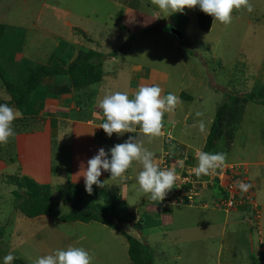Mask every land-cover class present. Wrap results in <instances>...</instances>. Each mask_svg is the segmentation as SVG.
Segmentation results:
<instances>
[{"label":"rangeland","instance_id":"374dc122","mask_svg":"<svg viewBox=\"0 0 264 264\" xmlns=\"http://www.w3.org/2000/svg\"><path fill=\"white\" fill-rule=\"evenodd\" d=\"M250 3L252 12L234 10L230 24H213L212 20L209 30L198 27L194 8L165 16L151 0H0V22L6 25L4 36L20 38L21 50L15 51L16 48L14 54L24 55L28 60L26 65L47 64L54 56L67 53L74 56L82 49L92 48L104 53L100 79L69 94L82 103L81 114L95 119H99V114L103 116L97 101L105 94L121 91L131 95L130 88L135 85L132 81L134 64L168 69V90L177 89L181 84L184 95L194 96L192 103L184 100L189 123L174 125L171 131L202 148L207 143L219 104H223L230 93H249L257 85H264V0H250ZM172 26L181 28L183 40L171 32ZM129 27L130 31L125 30ZM110 53L114 55L112 59ZM0 97H8L1 85ZM44 108L46 110V105ZM197 112L202 115L196 116ZM35 119L36 123L41 122L40 118ZM201 122L203 131L199 128ZM53 124L60 128L54 137L50 129L31 125L26 132L28 135L19 137L20 133H15L7 144H0V264L9 252L16 257L12 264H32L36 258L69 245L88 250L93 256L92 264H131L127 240L117 230L97 221L86 223L57 218L69 209L68 185H83L82 201H86L89 194L85 193L84 177L79 176L80 173L75 176L80 183L70 179V156L73 158L74 151L72 127L70 132L65 122L60 124L53 119ZM171 131L163 135L174 139ZM224 134V131L223 135L215 134L213 146L205 151L224 153L225 163L239 164L238 170L243 173L247 169L249 177L255 181L249 193L258 205L257 221L251 216L254 210L251 207L245 213L249 214L251 222L241 217L244 214L233 211L230 214L240 217L224 223L225 210L213 207L211 198L206 197V191L212 190L221 195L218 188L211 186L201 192L208 210L185 201L182 206H174L170 223L164 219L159 222L155 213L145 210L151 199L139 190L136 176L142 166L138 162L127 170L126 178L113 179L102 170L99 179L106 182L105 186L93 185L97 191L105 189L115 194L110 198H115L123 220L115 218L113 222L147 244L150 264L259 263L258 252L264 249V105L252 101L246 104L228 147ZM95 139L104 141L105 133L96 134ZM156 141L154 138L144 147L160 151L154 148ZM11 157L16 162H11ZM130 172L131 179L128 178ZM16 174L51 186L55 202L52 215L25 217L20 214L9 181V175ZM100 198L99 195L98 200ZM140 217L142 230L134 227V221ZM202 218H207V222ZM248 226L252 228L250 233Z\"/></svg>","mask_w":264,"mask_h":264},{"label":"trees","instance_id":"16d2710c","mask_svg":"<svg viewBox=\"0 0 264 264\" xmlns=\"http://www.w3.org/2000/svg\"><path fill=\"white\" fill-rule=\"evenodd\" d=\"M194 12L197 16L198 27L201 30H209L213 18L202 12L198 7L194 8ZM179 30L181 33V38L179 40L181 41L184 37L181 28H179ZM5 31L6 25L0 22V85L4 89V92L8 94L6 99L0 97V104L7 103L9 106L22 113V118H17L13 122L15 133L21 134L29 132V126L31 125H37V129H40L38 125L43 127V118H40L41 122L37 120L36 123L35 116L29 113L40 94H44L46 97L50 98H57L62 95L77 93L76 91L98 81L101 77L102 72L100 67L102 65V56L104 53L102 54L92 48L82 49L78 50L77 54L74 56L71 53L64 54L60 57L54 56V60L47 64L33 63L32 65H26L28 60L24 58V55L14 54L16 48L15 51H19L22 47L19 40L20 38L18 36H4ZM19 45H21V47ZM110 55L113 56L111 53ZM181 95L182 97H191L188 94L184 95L182 93ZM226 98L223 104H219L216 111L213 125L206 139V150H209L211 145L213 146L212 140L215 134L219 133L223 135V131L226 134V136L224 134L226 139L225 145L227 147L231 145L234 138L235 127L241 121L246 104L252 101L264 105V85H257L249 93H242L240 95L230 93ZM74 100L75 104L83 108L81 105L82 103L77 102V98H74ZM168 158L169 156L167 154L166 161H168ZM9 160L11 162H16L14 157L9 158ZM183 172V174H186L185 171ZM194 176L198 180L211 179L215 181V183L218 181L217 176L214 178H210V175H201L200 177ZM9 181L13 186L11 193H13L15 197L16 209L21 215L25 217H36L53 214L55 202H53L51 186L48 183H39L29 176L18 174L9 175ZM211 186L212 185H208L204 189L211 188ZM204 189L200 190V196L195 199V203L200 201L201 192ZM67 190V203H69V209L64 214L57 216L59 220H78L82 222L97 221L117 230L127 240V252L131 264H150L149 259L151 258L147 244L124 231L113 222L115 218L119 221L123 220L121 215H119L117 202L114 201L115 198H110L114 193L105 189L97 191L98 189L93 187L92 193H88L89 196L87 200L82 201L83 185L71 183L68 185ZM86 192L85 190V193ZM211 192L212 197L210 198H214L213 201L215 202L217 200L219 201V196L214 193L213 190ZM73 195L76 196L74 199L72 198ZM99 195L104 200L102 198L98 200ZM223 195L226 194L223 193ZM109 199H111L110 204L108 203ZM120 201L121 200H119L118 203H120ZM200 202L203 201L201 200ZM215 202H213V207L221 208V206L215 205ZM248 206L249 205H242L246 210ZM141 219L142 217L134 221V227L140 230H142L143 227ZM258 254L259 256L257 259L259 263L257 264H264V249L259 251Z\"/></svg>","mask_w":264,"mask_h":264},{"label":"clouds","instance_id":"9594fccd","mask_svg":"<svg viewBox=\"0 0 264 264\" xmlns=\"http://www.w3.org/2000/svg\"><path fill=\"white\" fill-rule=\"evenodd\" d=\"M151 4L166 13L165 16L183 13L185 8L198 7L213 18V24L220 22L225 25L232 22L234 10L253 11L250 0H151ZM162 93L163 89L159 84L141 85L131 94V98L127 92L115 91L105 94L97 101V106L104 116V122L98 127L109 137L113 133L117 136H123L125 133L137 135L129 136L123 143L115 144L107 152L101 147L98 153L87 161L86 167L82 164L78 173L84 177L85 190L89 194L93 191V185L105 186L106 182L99 179L102 170L110 173V178H126L125 173L134 162L142 166L136 176L139 190L149 195L152 201H164L174 188L178 179L175 168H162L155 153L144 147L145 139L151 142L163 134L165 113L173 112L181 103L177 95ZM201 115L200 112L196 113L198 117ZM17 118H22L19 110L7 103L0 104V144H7L9 139L15 136L13 122ZM199 128L204 130L203 122ZM196 159L197 166L192 168V173L197 177L207 176L224 165L226 154L199 151ZM237 186L241 192H247L251 187L242 181L237 182ZM256 209L258 210L257 207ZM251 216L258 220L254 218L253 210ZM15 258L13 253L9 252L3 257V264H12ZM92 261L93 256L88 250L69 245L66 249H56L36 258L32 264H92Z\"/></svg>","mask_w":264,"mask_h":264},{"label":"crops","instance_id":"0c3cea01","mask_svg":"<svg viewBox=\"0 0 264 264\" xmlns=\"http://www.w3.org/2000/svg\"><path fill=\"white\" fill-rule=\"evenodd\" d=\"M124 26H128V25L124 24ZM125 30L130 31V27ZM174 43L176 45L179 44L178 41H175ZM110 57L112 59L114 55ZM167 70L159 69L157 67H149L143 64H134L133 65L134 75L132 76V81L134 82L135 85L130 88V94H132L141 85L159 84L163 89L162 95L173 93L180 98L181 103L177 105L176 109L173 112L165 113L164 115V127L162 129L163 134L166 131L170 132L171 128L174 125H178L179 123L182 125L183 124L187 125V123H189V110L184 106L185 104L184 100H188L190 103L194 101V96L193 97H182L181 94L183 93V90H181V84H179V87L177 89L172 88L168 90V83H169L170 76ZM199 80L200 81L202 80L201 76ZM37 98L38 100L34 102L33 108L29 113L35 117H38L41 119L43 118L44 121L48 120V123L43 121L42 124H43V127L44 128L46 127L47 130L50 129V133L53 137L56 134L57 130H60V128L56 127L55 125L56 122L55 124H53V119L54 121L59 120L60 124L63 122L67 123V125L70 127V132H71V127H72V135H73L72 147L74 151H73V158H71L70 156V162L72 160V167L70 168L69 174H70V179L74 182H79L77 181L76 177L79 174L78 172H80L81 170L82 164L86 167L87 161L90 158H92L94 155H96L98 153V150L101 147H103L105 151L107 152L109 150V146H114L117 143H123L125 140L128 139L130 134H135V133H125L124 136H121V137L119 136L118 138H116V134L113 133V135L109 137L102 128L98 127L100 124L104 122V117L102 116V114H99L100 116V117L98 116L99 119L97 118L95 119V117L94 116L92 117L91 115L87 116L88 114L82 115L81 112L83 108L80 105L75 104V100L70 95H64V96L62 95L57 98H50V97H46L44 94H40L39 97ZM45 105H46V110L44 108ZM176 112H178L179 115H177ZM138 131L139 129L137 128V132ZM103 132L105 133L106 139L104 141H100V140L96 141L95 135L96 134L99 135ZM163 134L157 137V141H156L157 145L154 146V148H159L160 151H155V152L152 151V152L155 153L156 159H158L160 162L162 161L165 154H168L169 164L173 168H175V170L179 171L180 173H184L183 171H186L190 168H194L197 166V159H196L197 152L199 151L208 152V151H205L206 144L203 145V147L201 148L199 147V145H194L189 142H186L180 136L175 135V133H172V131H171V136H173L174 139H172L170 136L167 137V135L164 136ZM24 135H28V134L21 133L19 134V137L24 136ZM117 139L119 142L117 141ZM147 142H148L147 139H145L144 146L146 145V147L147 145H149L147 144ZM19 146H20L19 149L17 146L18 150H20L21 148L20 141H19ZM244 173L246 175V183L251 185L249 189L252 190L255 186V181L249 177L247 173V169L245 170ZM128 178L131 179V172L129 173ZM206 192H207V195H206L207 198L212 197L211 191H206ZM252 197L254 198V196ZM213 199L212 198L210 199L212 203H213ZM201 200L203 202H200ZM200 201L194 204H191V205H194L195 207H198V208L207 209V207H204V205L207 204V200L205 199V196L203 195V193H201ZM151 202L154 205L153 208H152ZM151 202H149L148 204L149 206L147 205L145 207L146 212L147 211L151 212V214L155 213L156 216L154 217H156L159 222L161 221V219L162 220L164 219V222H169V223L171 222L174 216V213H173L174 206L184 205V203L175 204V203L170 202L169 200H164L162 202L151 200ZM256 207H258L257 204H256ZM233 211L240 212V215L244 214L245 216L242 215L241 217L243 218L245 217L246 219H248L249 222H251L249 220V216H248L249 214H245L248 211L244 207L241 206L236 209H232L230 211L225 210L226 215H224V223H227L228 221L234 222L238 218L239 214L238 215L230 214V212H233ZM213 217L215 216L213 215ZM202 219L204 222H207L206 221L207 218H202ZM209 220L211 223L212 220L211 219ZM247 229L249 233L252 230L251 226H248ZM261 244L262 243H259V245ZM126 249H128L127 242H126Z\"/></svg>","mask_w":264,"mask_h":264},{"label":"built area","instance_id":"2783aa9c","mask_svg":"<svg viewBox=\"0 0 264 264\" xmlns=\"http://www.w3.org/2000/svg\"><path fill=\"white\" fill-rule=\"evenodd\" d=\"M166 155L167 154H165L161 161V167L166 169L173 168L169 162L166 161ZM238 169L239 164H232L231 162L224 163L221 168L216 169L212 174H210V178L217 176V183L211 179L198 180L194 176L195 174L192 173V168L186 170V174L178 172L176 173L178 177L176 184L174 185V188L167 194L165 200H169L175 204L185 203V201L194 204L195 199L200 196V190L206 188L208 185H212L221 191V195L218 198L219 201H213L215 202V205L221 206V208L226 211L238 206L249 205L250 208L252 207L254 209V218H258L259 214L258 210L256 209L254 198L249 193L251 190L248 189L247 192H241L237 186V182L242 181L246 183L245 173L239 171ZM223 193L226 195H223Z\"/></svg>","mask_w":264,"mask_h":264},{"label":"water","instance_id":"95a60500","mask_svg":"<svg viewBox=\"0 0 264 264\" xmlns=\"http://www.w3.org/2000/svg\"><path fill=\"white\" fill-rule=\"evenodd\" d=\"M170 30L173 34H175L177 36V38H179V39L181 38V33H180L179 28L172 26Z\"/></svg>","mask_w":264,"mask_h":264}]
</instances>
